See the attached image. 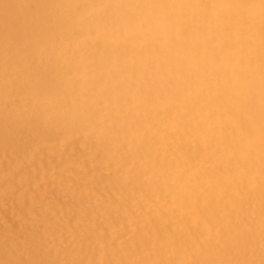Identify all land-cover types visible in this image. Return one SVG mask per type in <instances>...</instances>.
Here are the masks:
<instances>
[{
  "label": "bare ground",
  "instance_id": "6f19581e",
  "mask_svg": "<svg viewBox=\"0 0 264 264\" xmlns=\"http://www.w3.org/2000/svg\"><path fill=\"white\" fill-rule=\"evenodd\" d=\"M9 98L0 140L36 122L112 152L141 264H264V0H0Z\"/></svg>",
  "mask_w": 264,
  "mask_h": 264
},
{
  "label": "rangeland",
  "instance_id": "374dc122",
  "mask_svg": "<svg viewBox=\"0 0 264 264\" xmlns=\"http://www.w3.org/2000/svg\"><path fill=\"white\" fill-rule=\"evenodd\" d=\"M18 105L19 100L9 98L0 110L15 113ZM26 116L10 114L2 126H29ZM31 125L36 126L14 140H0V264H122V259L141 264L146 255L138 253L134 239L143 209L133 187L127 188L130 195L112 187L115 178L124 175L112 152L103 151L89 134L81 137L64 129L49 131L44 123ZM245 216L250 218L252 211ZM161 222L153 221L155 229Z\"/></svg>",
  "mask_w": 264,
  "mask_h": 264
}]
</instances>
